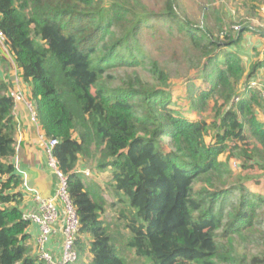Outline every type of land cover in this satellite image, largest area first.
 <instances>
[{
    "label": "trees",
    "instance_id": "trees-1",
    "mask_svg": "<svg viewBox=\"0 0 264 264\" xmlns=\"http://www.w3.org/2000/svg\"><path fill=\"white\" fill-rule=\"evenodd\" d=\"M218 1L202 7L213 22L200 26L177 0L158 11L142 0H0V33L44 139L56 141L52 157L78 218L74 264H126L121 243L150 264H264L262 100L247 88L261 63L246 73L230 48L255 31L226 27L210 10ZM253 1L246 13L264 12ZM159 36L179 42L169 62L148 54ZM181 69L194 72L183 112L169 92ZM8 92L0 80V264H44L20 209ZM208 111L209 122L197 118ZM231 159L262 171L260 193L234 178ZM80 161L106 183L88 181ZM108 208L114 225L103 219Z\"/></svg>",
    "mask_w": 264,
    "mask_h": 264
},
{
    "label": "crops",
    "instance_id": "crops-1",
    "mask_svg": "<svg viewBox=\"0 0 264 264\" xmlns=\"http://www.w3.org/2000/svg\"><path fill=\"white\" fill-rule=\"evenodd\" d=\"M231 48L235 49V52L242 60L246 73L254 62H260L261 66L255 71L252 79L264 80V57L262 53L257 56L255 52L258 50L264 51L261 44L259 45L258 43L255 46L254 42H250L249 44L246 39H242L236 47ZM0 80L7 84L8 93L13 97L15 103L13 112L16 123V133L14 135L15 155L10 161L14 166L16 174L22 180L20 191L23 199L20 209L24 216L39 214L41 200L51 198L54 195L57 178L48 167V156L45 148L46 140L43 137L40 126L34 120L32 109L30 110L29 107L31 98L30 89L20 78V70L13 62L9 53L1 46ZM257 110L256 113L258 114ZM78 171L89 172L88 176L93 179L90 182L103 184L100 181V176L93 177V174L87 170L82 161L79 162ZM62 227L63 214L59 210L58 219L52 225V233L44 245V249L51 254L55 261L60 258L62 252ZM27 232L30 236L32 254L38 256V237L40 234L38 224L30 222Z\"/></svg>",
    "mask_w": 264,
    "mask_h": 264
},
{
    "label": "rangeland",
    "instance_id": "rangeland-1",
    "mask_svg": "<svg viewBox=\"0 0 264 264\" xmlns=\"http://www.w3.org/2000/svg\"><path fill=\"white\" fill-rule=\"evenodd\" d=\"M144 4L150 8L151 10L158 11L161 7V3L163 0H142ZM247 2V0H220L216 3H213L210 5L211 12H214V7H216L217 15H219L223 22L226 24V27H238V26H249L252 30H254V33L246 32L243 36V39H246L247 42L250 44L259 43L261 44L262 49H264V12L259 9L257 16H252L246 13L247 9L244 10L243 4ZM254 4L260 5L261 7H264V0H255ZM178 4V10L180 13H183V15L187 16V18L196 25H202L204 24L205 19L209 20V22H213L212 17L205 18L204 15H207V12L203 11L202 7L207 8L208 0H177ZM213 7V8H212ZM213 9V10H212ZM209 12V11H208ZM215 12V15H216ZM216 15V16H217ZM259 32V33H257ZM160 36H165L161 35ZM156 37L155 40H152L151 43L148 44V54L151 55L154 59H156L159 62H169L171 60V57L173 53L175 52L177 43H179L177 40L169 41L167 39ZM232 52H235V49L230 48ZM260 49V48H259ZM258 50V49H257ZM256 55L262 53L264 57V51H255ZM236 53V52H235ZM237 54V53H236ZM172 67V66H171ZM180 76L183 75V70L180 71ZM194 76V72H191L190 74H186L184 77H175L173 78L169 83V92L171 93V102H173L176 107L180 111L188 110L189 109V102L187 97L190 94V91H188V81L191 80V77ZM194 83H197L199 85L200 81H194ZM201 85V83H200ZM197 90L193 93L195 96L197 94ZM189 93V94H188ZM249 90H247L245 93H241V90L239 91V95L244 98V96L248 95ZM210 105L212 103L210 102ZM257 112H258V119L262 122H264V105L261 102L259 106H256ZM210 112H203L198 115V119H206L208 122L210 120ZM189 116V115H187ZM190 117V116H189ZM191 118V117H190ZM213 134V133H211ZM209 136L206 138V142L209 141ZM225 159V156L221 157V160ZM230 166L234 173L235 179H242L243 184L247 185L248 188L251 190H255L257 193H260L263 188L260 186H255L253 181L254 180H263L262 171L258 169L257 166H253L251 170H247L251 165L250 163L247 164H241L238 163L236 160L231 159L230 160ZM245 167V168H243ZM87 170H92L91 166L88 165ZM91 172V171H90ZM88 178V179H87ZM87 180H93L92 177L86 176ZM104 178L101 176L100 181L102 183H106ZM106 199L108 203H111L113 200L110 197L109 193L105 191ZM116 216V209L114 208H108L106 212L103 215V219L106 220L109 223H114V219ZM120 248L122 249V253L126 258V264H150L147 260L143 259H137L132 251L124 248V244H120Z\"/></svg>",
    "mask_w": 264,
    "mask_h": 264
},
{
    "label": "built area",
    "instance_id": "built-area-1",
    "mask_svg": "<svg viewBox=\"0 0 264 264\" xmlns=\"http://www.w3.org/2000/svg\"><path fill=\"white\" fill-rule=\"evenodd\" d=\"M234 29L238 30L239 27ZM0 46L8 53L5 46V39L0 33ZM247 88L257 91L258 96L264 104V80L252 79L247 83ZM245 92V88H241V93ZM236 98L235 101H237ZM32 109L31 105L29 106ZM35 120V113L32 110ZM56 145L55 140H50L45 143V148L48 156V167L57 178V186L54 195L51 198L41 200V210L39 214H32L24 216V219L29 223H36L40 228L38 237V258L44 264H74L77 261V253L75 250V241L78 230V218L73 209L72 203L67 191L66 177L58 168L56 160L52 157V148ZM85 176L89 172H84ZM59 210L63 214V227H62V252L58 260H54L51 254L44 249L45 242L48 240L49 235L52 233V225L57 221Z\"/></svg>",
    "mask_w": 264,
    "mask_h": 264
}]
</instances>
